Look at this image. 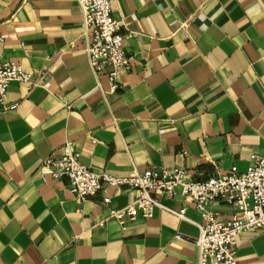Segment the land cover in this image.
Here are the masks:
<instances>
[{
  "label": "crops",
  "instance_id": "1",
  "mask_svg": "<svg viewBox=\"0 0 264 264\" xmlns=\"http://www.w3.org/2000/svg\"><path fill=\"white\" fill-rule=\"evenodd\" d=\"M113 15L131 54L115 90L88 63L77 0H0V60L53 70L50 90L14 81L17 107L0 104V264H197L196 223L162 207L112 217L135 198L128 185L78 202L68 177L43 169L68 139L118 175L178 165L206 180L264 156V0H115ZM162 203L200 220L182 195ZM238 256L264 264V231L242 232Z\"/></svg>",
  "mask_w": 264,
  "mask_h": 264
},
{
  "label": "built area",
  "instance_id": "2",
  "mask_svg": "<svg viewBox=\"0 0 264 264\" xmlns=\"http://www.w3.org/2000/svg\"><path fill=\"white\" fill-rule=\"evenodd\" d=\"M115 0H77L82 14L83 42L88 63L97 80L108 68L106 75L115 90L118 77L128 70L131 54L121 33L122 23L115 18ZM3 35L0 29V42ZM27 84L29 90L53 86V70L44 66L27 71L12 60H0V104L15 109L18 103L7 104V93L12 82ZM98 84L100 82L98 81ZM252 164L245 172L235 166L225 172L217 171L206 180H197L183 166H150L143 171L133 169L127 175H118L106 170H96L83 163L73 140L42 158L40 165L55 176H66L78 202L107 187L113 195L123 192L122 186L136 192V196L124 208L112 210L111 216L124 219L135 218L140 212L150 218L157 207L190 220L199 227L195 240L198 249L197 264H239L238 239L242 232L264 231V156L252 153ZM107 194L103 200L110 202ZM182 195L200 215L199 221L187 216V207L174 210L162 203L163 197ZM219 199L233 207L224 215L212 209ZM180 237V234H178Z\"/></svg>",
  "mask_w": 264,
  "mask_h": 264
}]
</instances>
